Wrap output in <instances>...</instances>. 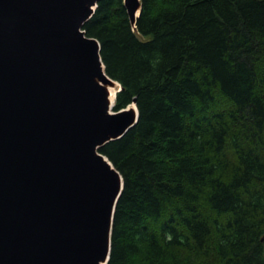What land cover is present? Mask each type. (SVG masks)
I'll use <instances>...</instances> for the list:
<instances>
[{
	"label": "trees",
	"instance_id": "trees-1",
	"mask_svg": "<svg viewBox=\"0 0 264 264\" xmlns=\"http://www.w3.org/2000/svg\"><path fill=\"white\" fill-rule=\"evenodd\" d=\"M102 0L83 25L138 120L107 264H264V0Z\"/></svg>",
	"mask_w": 264,
	"mask_h": 264
},
{
	"label": "water",
	"instance_id": "water-1",
	"mask_svg": "<svg viewBox=\"0 0 264 264\" xmlns=\"http://www.w3.org/2000/svg\"><path fill=\"white\" fill-rule=\"evenodd\" d=\"M100 1L0 0V264L109 260L123 179L99 148L138 110L114 112L115 96L109 110L82 30ZM123 3L134 26L140 2Z\"/></svg>",
	"mask_w": 264,
	"mask_h": 264
},
{
	"label": "bare ground",
	"instance_id": "bare-ground-1",
	"mask_svg": "<svg viewBox=\"0 0 264 264\" xmlns=\"http://www.w3.org/2000/svg\"><path fill=\"white\" fill-rule=\"evenodd\" d=\"M138 13V11H137ZM103 87L106 91V94H107V98H108V107H109V110L112 106V102L114 100V96L116 95L117 93V90L116 88H118L117 84L114 83L113 81L107 83V84H103ZM128 109L133 113V114H136V111H137V108L134 104H131L128 106ZM105 262H102L101 264H104Z\"/></svg>",
	"mask_w": 264,
	"mask_h": 264
},
{
	"label": "rangeland",
	"instance_id": "rangeland-1",
	"mask_svg": "<svg viewBox=\"0 0 264 264\" xmlns=\"http://www.w3.org/2000/svg\"><path fill=\"white\" fill-rule=\"evenodd\" d=\"M116 90H117V88H116Z\"/></svg>",
	"mask_w": 264,
	"mask_h": 264
}]
</instances>
